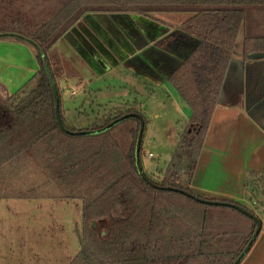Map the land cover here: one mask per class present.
Masks as SVG:
<instances>
[{
  "label": "trees",
  "instance_id": "16d2710c",
  "mask_svg": "<svg viewBox=\"0 0 264 264\" xmlns=\"http://www.w3.org/2000/svg\"><path fill=\"white\" fill-rule=\"evenodd\" d=\"M88 13L190 14L180 29L200 44L168 78L192 110L178 147L165 169L148 172L137 100L88 126L68 123L60 104L62 129L41 52L3 38L28 44L39 71L15 94L0 83V199L80 202V251L69 264H235L256 222L198 198L262 219L264 177L248 173L247 204L197 196L191 184L242 29L245 60L264 54V0H0V34L34 40L57 84L64 73L49 53Z\"/></svg>",
  "mask_w": 264,
  "mask_h": 264
},
{
  "label": "crops",
  "instance_id": "0c3cea01",
  "mask_svg": "<svg viewBox=\"0 0 264 264\" xmlns=\"http://www.w3.org/2000/svg\"><path fill=\"white\" fill-rule=\"evenodd\" d=\"M88 15L92 17H87ZM128 15L129 17L122 16L121 13H88L75 26L82 30L90 28L96 33L93 41L106 55L99 63L94 59L96 51L92 47L84 51L83 48L80 49L76 31L74 34L67 33L51 49L49 58L55 55L57 62L58 58L62 59L61 54L56 55L58 49H62L65 55L71 51L76 56L74 65L78 73L67 72L57 79L61 111L68 123L83 126L79 125L83 117L79 113L83 110H77V121L70 122L62 109L61 95L76 97L77 91L73 88L78 85L105 86L108 76L131 85L137 96L145 95L149 90L158 93L166 89L171 102L176 105L175 108L179 109L183 118V122L177 124L175 139L170 141V150L166 151L172 156L178 147L180 134L192 115V110L186 104V107H179L180 97L168 83V78L183 61V57L196 45L191 35L180 29L190 18V14L161 13L141 19L132 17L141 16L138 14ZM85 17L87 19L83 22ZM117 27L122 29L123 34L118 33ZM93 28H98L99 34ZM243 45L242 29L200 153L191 190L200 197L247 204L245 181L248 173L253 172L264 177V105L257 104L252 109H247L246 67L248 64L260 63L250 69L249 93L254 96L264 83V54L253 55L254 59L245 60ZM59 62L63 67L61 69H66L64 62ZM38 71L39 64L35 52L28 44L12 39L0 40V83L9 94L18 92ZM104 79L105 81H102ZM135 101H120L112 109H118L120 106L127 108L126 105ZM139 108L147 112L146 105ZM167 160L169 161L165 160L163 167L157 164L153 171L146 166L145 168L149 173H155L158 169H165L171 157ZM261 220L263 227L259 237L241 264H264V217ZM7 252L8 255L0 249V264H13L12 245ZM72 259L57 258L63 264H69Z\"/></svg>",
  "mask_w": 264,
  "mask_h": 264
},
{
  "label": "rangeland",
  "instance_id": "374dc122",
  "mask_svg": "<svg viewBox=\"0 0 264 264\" xmlns=\"http://www.w3.org/2000/svg\"><path fill=\"white\" fill-rule=\"evenodd\" d=\"M59 54L62 59L58 58V62L55 55L51 58L57 63L54 62L57 66L55 69H61L59 61L62 60L66 68L62 69L64 74L78 73L74 65L76 56L71 51L65 55L62 49L56 51V55ZM108 77L105 86H73L77 91L76 97L62 94V109L66 118L70 122L77 121V110H83L85 112H81L83 117L79 125L88 126L105 115H113L116 107L112 108L120 101L137 100L142 106H147V112L144 111L148 122L144 138V165L150 171L157 164L163 167L164 161H169L167 159L171 157L166 151L171 148L170 141L175 139L177 124L183 122L179 109L171 102L168 90L163 89L158 93L149 90V93L137 96L131 85L123 83L121 79ZM184 104L180 103L179 107ZM150 154L152 157H149ZM76 229H81L80 202L47 198L0 200V249L8 255L7 249L12 245L13 264H63L57 258L69 260L79 251Z\"/></svg>",
  "mask_w": 264,
  "mask_h": 264
},
{
  "label": "water",
  "instance_id": "95a60500",
  "mask_svg": "<svg viewBox=\"0 0 264 264\" xmlns=\"http://www.w3.org/2000/svg\"><path fill=\"white\" fill-rule=\"evenodd\" d=\"M121 15L122 16L129 17L128 14H124V15L121 14ZM87 17H92V15H88ZM87 17L84 18L83 22H85V20L87 19ZM132 17H134L135 19L136 18L141 19L144 16H139V17L138 16H132ZM144 19H146V18H144ZM117 30H118V33L123 34L122 29H120L119 27H117ZM75 31H76V34H78V38L79 39L77 40V43H78L80 49L83 48L84 50H88L89 48L92 47L93 50H95L96 53L101 57V59H105L104 53L101 51V49H99V47L93 41V36L94 35L96 36V33L92 29L89 28L88 30H85V29L82 30V29H79V27H75L74 29H72L70 31V34H74ZM190 37L193 40H195V42H196L195 48H192V50H190L189 54H187L185 57H183V61L180 62V64H179L178 67H180L182 65V63L191 55V53L200 44V41L198 39L193 38L192 36H190ZM3 38H13V39L22 40V41H24V42H26L28 44H32V45L36 46L38 48V50L41 52L42 57H43L44 68H45L46 74L48 76L49 82L51 84V87H52V90H53V94H54V98H55L56 117H57V120L59 122L60 127L62 129H64V126L62 124V120H61V117H60V98H59V91H58V88H57V84L55 83V81H54V79L52 77L51 70H50V67H49V63L47 61V57H45V54H44L43 50L41 49V47L34 40H32V39H30V38H28L26 36H23L21 34H18V33H1L0 34V39H3ZM251 58L254 59L255 56H251ZM231 63H232V60L230 61V64ZM259 65H260V63L259 64L258 63H256V64H248L247 67H246V72H247L246 73V75H247V90H248L247 109L248 110L250 108L252 109V107H254L257 104L264 105V88H263L264 87V83L262 84L261 89H259L257 95H254L253 96V95H251L249 93V87H250L249 84L251 83L250 82V80H251L250 79V69L253 68V67L259 66ZM179 102L180 103H183L182 100H181V98H179ZM183 107H186V105L184 104ZM141 122H142L141 135H140V139L138 141V146H137V164L139 166V170L140 171H142V169H141V165H140L139 152H140V148H141V138H142V134H143V130H144V120L142 118H141ZM198 200L201 201L202 203H205V204H208V205L227 206V207L234 208V209L242 212L243 214L249 216L250 218H252L256 222L257 229H256V232H255V234H254L251 242L249 243V245L247 246V248L245 249V251L243 252V254L240 256V258L235 262V264H240L243 261V259L247 256V254L249 253V251L251 250L253 244L256 242V240H257V238H258V236H259V234H260V232L262 230V227H263L262 220L259 219L256 216H254L253 214H251L250 212H248L244 208H242L240 206H237V205H233V204H230V203H224V202L202 200L200 198H198Z\"/></svg>",
  "mask_w": 264,
  "mask_h": 264
},
{
  "label": "flooded vegetation",
  "instance_id": "af4514ba",
  "mask_svg": "<svg viewBox=\"0 0 264 264\" xmlns=\"http://www.w3.org/2000/svg\"><path fill=\"white\" fill-rule=\"evenodd\" d=\"M94 27V26H93ZM98 34H99V30H98V28H93ZM83 51H84V49H83ZM90 51V50H89ZM115 52V51H114ZM85 53V52H84ZM92 53V52H91ZM96 53V52H95ZM94 56V55H93ZM97 59H96V58ZM95 57H94V59L95 60H97L96 62H98L99 63V61H101V57L96 53V55H95ZM105 58H106V55H105Z\"/></svg>",
  "mask_w": 264,
  "mask_h": 264
},
{
  "label": "built area",
  "instance_id": "2783aa9c",
  "mask_svg": "<svg viewBox=\"0 0 264 264\" xmlns=\"http://www.w3.org/2000/svg\"><path fill=\"white\" fill-rule=\"evenodd\" d=\"M149 157H152V155L150 154Z\"/></svg>",
  "mask_w": 264,
  "mask_h": 264
}]
</instances>
